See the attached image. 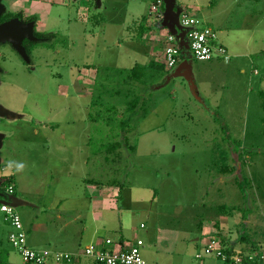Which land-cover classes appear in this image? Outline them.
Segmentation results:
<instances>
[{"label":"rangeland","instance_id":"obj_1","mask_svg":"<svg viewBox=\"0 0 264 264\" xmlns=\"http://www.w3.org/2000/svg\"><path fill=\"white\" fill-rule=\"evenodd\" d=\"M155 2L3 0V13L30 19L22 22L40 44L27 61L11 44L0 45V106L9 113L0 118L6 136L0 183L1 177L12 178L16 195L29 203L16 207L24 224L32 215L53 213L56 195L74 193L75 180L67 176H83L121 185H110L116 224L135 240L147 238L148 230L150 237L156 230L163 237L168 232L157 247L147 240L144 250L154 254L164 246L173 264H223L215 252L205 253L213 237L237 243L245 255L261 254L264 27L256 20L264 22V0H176L194 13L198 27L216 28L228 18L227 36L245 39L246 31H258L252 57L201 62L184 54L186 69L165 71L149 68L148 54L155 47L165 50L166 32L155 42L143 36V26L151 29L145 16L157 26L162 21ZM37 33L44 34L41 40ZM137 65L148 67L138 81ZM112 105L118 110L108 112ZM89 114L98 120L90 121ZM106 117H113V127ZM129 118L121 130L120 122ZM12 160L25 162L22 173L6 170ZM4 220L0 210V241L9 254L0 264H24L9 244ZM240 234L250 242L239 243Z\"/></svg>","mask_w":264,"mask_h":264},{"label":"crops","instance_id":"obj_2","mask_svg":"<svg viewBox=\"0 0 264 264\" xmlns=\"http://www.w3.org/2000/svg\"><path fill=\"white\" fill-rule=\"evenodd\" d=\"M237 2H234L231 12L236 11ZM175 7H174V14H171L172 16H175L176 11L178 10L181 13V15L183 13H189L190 15L196 18V16L193 15L194 14L193 12L191 13L188 12L187 9L184 8V6L178 4L177 2L175 4ZM246 12L248 16L252 17L251 9H249ZM161 20H162L161 23H159L157 26L155 23L151 22V17H148L147 22L151 23V29L148 28L143 36L146 35L150 36L151 37L150 41L155 42V39L159 38L163 31L166 32L167 34L169 30L166 26L163 25V21H164L163 13L161 15ZM196 20H198V18H196ZM256 21H257L256 22L257 25H262L264 27V22H260V20L258 19ZM217 26L218 27L216 28L214 26H206V27H210L213 30L217 29L218 32L217 42L219 40V44L227 50L228 56L230 54L229 60L231 59V56L238 59L253 56L254 53L250 52L251 49L250 46H252V43L254 42V35L258 31L257 27L251 28L250 30L246 31L248 33L245 34L248 35L245 39L242 38L239 39L237 37L233 38L235 35L227 36L226 31L228 30L226 29H228L230 26L228 18H226V20L223 21L221 25H217ZM262 29L259 31H262ZM262 45L263 46L262 48H260L259 51L264 52V44ZM184 54L185 55L191 54L190 50L183 51V55H182L183 57L180 59V62L175 68L179 67L182 69H186L188 67L189 60L184 59ZM148 55L150 60L149 62L159 63V64L163 63L162 61H163L164 51L163 50L160 51L158 47H155L154 49L152 48ZM191 58H193L192 55ZM217 59L224 60L223 58H217ZM179 71L181 72V69H179ZM242 71L245 74V70L243 69ZM254 74L257 75L256 70L254 71ZM90 116L91 115L89 114V120L92 121L90 119ZM0 118H5V117H0ZM0 135H2V144L0 145V151H1L6 136L2 133H0ZM62 137L65 138V136L63 135ZM0 161L2 162L1 165H3L2 159H0ZM70 177L71 176H67V179L75 180L74 186L77 189L74 190V193L71 194L70 197L63 196L60 198V196L56 195L54 197V202L56 204L53 207V209H55L54 211H52L53 213L49 215H45L44 217H39L38 215H32L33 220L28 224L27 222L26 224H24V221L22 219L24 230L27 233L28 245L32 249L38 251L50 250L52 252H66V253L78 255V258L75 261L71 263H62V264H93L91 259L82 256V254L84 253L87 247L94 245L96 243L104 242L106 240H112L114 243L120 244L123 248L128 247L134 241L135 236L133 234L128 235L130 238L128 236H125L124 235L126 234L125 230L120 225L116 224V222H118L117 217L113 216L115 212V205L109 200L112 197L110 185L116 186L118 185L117 182L113 181L111 183H108L107 186L99 182L98 180H94L83 176L77 177L75 179H72V177L70 179ZM66 185H67L66 189L72 186L70 184H66ZM13 196L17 199L19 206L28 207L29 203L26 200L20 199L16 195V193ZM119 196H120L119 198L121 199V195ZM68 199H73L76 202H78V204L74 206H63V202L68 201ZM49 207L50 206H48V208ZM4 222H5L4 224L8 226L9 228L8 234H10V232L12 231V227L5 220ZM156 227L157 226L154 225L153 227L154 230H156ZM145 228L147 227L145 226ZM146 230H148V228ZM145 234L147 238L141 237L145 245H146V241L152 238L151 241L154 245H156L155 247H157L158 243H160L162 240L166 239L169 236V233L167 232L165 237H163L162 233H157V230L156 233L154 231L152 237H150L149 230ZM111 235L115 237H111ZM154 236H156V240H154ZM171 237L173 238V236ZM145 245L142 248V255L144 260L146 261V264H173L172 256H167V257L164 256L167 255L166 251L168 250V248L166 249V247L163 246V250L158 249L154 254H152L149 250H144ZM262 248L263 250L261 254H264V247L262 246ZM161 255H163V257H161ZM0 257H3V259L9 257L8 251L5 250V248H3V244L1 241H0ZM0 263H2L1 260ZM182 263L183 261H181V264ZM48 264H56V263L50 261ZM223 264L225 263L223 262Z\"/></svg>","mask_w":264,"mask_h":264},{"label":"built area","instance_id":"obj_3","mask_svg":"<svg viewBox=\"0 0 264 264\" xmlns=\"http://www.w3.org/2000/svg\"><path fill=\"white\" fill-rule=\"evenodd\" d=\"M136 1V0H132ZM162 2L158 1L153 5V10L159 12ZM195 18L189 13H183L180 17L182 26L188 29L186 39L189 50L194 60L201 62L212 61L223 58L228 61L227 50L218 45V35L210 27H198ZM183 50L176 37L170 32L167 33V46L164 50L163 64L167 69L175 68L180 62ZM7 196H13L14 188L8 187L5 191ZM0 210L5 215V221L10 224L12 231L9 234L11 246L18 251L24 264H48L50 261L56 264L71 263L78 258V255L66 252H52L50 250H35L28 245L27 233L24 230L22 218L17 209L11 204L4 202L0 204ZM141 228H145L142 224ZM145 243L142 239L134 241L126 248L112 240L96 243L87 247L82 256L92 260L93 264H146L142 255V248ZM216 254L223 262L226 260L222 254L220 242L212 239L211 244L205 250L206 255ZM245 262L237 258L234 264H262L264 254H248L244 256ZM197 259H203L198 255Z\"/></svg>","mask_w":264,"mask_h":264},{"label":"water","instance_id":"obj_4","mask_svg":"<svg viewBox=\"0 0 264 264\" xmlns=\"http://www.w3.org/2000/svg\"><path fill=\"white\" fill-rule=\"evenodd\" d=\"M2 2L3 0H0V17L3 14ZM161 2L162 4L159 11L164 15L163 25L166 26L169 32L176 37L183 51L189 50L188 41L186 39L188 29L182 26L180 22L181 13L177 10L175 16L171 15L174 14L176 0H161ZM25 39L33 40V34L32 30L21 20L14 19L0 24V45L6 43L11 44V46L24 58L27 57L23 48V41ZM7 116H9V113L0 106V117ZM1 144L2 135H0V145ZM1 163L2 162L0 161V164ZM4 202L11 204L15 208L19 206V203L14 196H7L0 192V204Z\"/></svg>","mask_w":264,"mask_h":264},{"label":"trees","instance_id":"obj_5","mask_svg":"<svg viewBox=\"0 0 264 264\" xmlns=\"http://www.w3.org/2000/svg\"><path fill=\"white\" fill-rule=\"evenodd\" d=\"M158 1L159 0H156L155 3L157 4ZM14 19H19L21 21H22V19H25L24 21H30V19L28 17H24L22 15V13H13L11 11H6L0 17V24L9 22V21L14 20ZM145 19L148 20V17L145 16L144 21H145ZM146 30H147L146 26L145 27L143 26V33H145ZM37 36H38L39 39H42L44 34L43 33H37ZM44 43H46V42H44ZM23 45L25 47L24 50H25V53H26L27 57H30L32 52L35 50L36 46L38 45V42L34 41V40L25 39L23 41ZM182 57L183 56H181V58ZM23 59L25 61H27L26 58L23 57ZM148 66H149V68L156 69L158 71H165L166 70V66L163 63L159 64V63L151 62ZM145 68H147V67L145 66L144 69H143V68H141V67H139L137 65L134 68V71H133V73H134L133 79H135L137 81L141 80L142 76L140 77L139 73H140V71H142V72L144 71L145 72V70H146ZM138 70H139V72H138ZM263 95H264V93H263ZM137 100H134V101L129 103V105L131 107V108L129 107V109H128L129 113L132 114V113L136 112L135 108L137 106ZM107 110H108V112H112V111L114 112V110H118V109H117V107L115 105H112L111 107H108ZM106 118H107L106 121L108 123L107 125H111V127H113V117L112 118L106 117ZM90 119L92 121H97L98 120L97 117L92 116V115L90 116ZM130 122H131V118H129L128 121H126V122L122 121V122H120V126L119 127L121 128V130L124 131V129H126V127H129L128 125L126 126V123L130 124ZM118 144L120 145V143H118ZM133 148L134 147H132V149ZM226 168H228V167H226ZM10 186H12L14 188V194H15L16 191H15V187L13 186V179L12 178H8V177H1L0 187L2 188V190L6 191V189L8 187H10ZM3 193H5V192H3ZM224 213L230 216V214L227 211H225ZM239 236H240L239 240H238L239 243H249L250 242V240H248V238H247V236L245 234L244 235L240 234ZM213 239H216V238H213ZM219 242H220L222 254L226 258V260L224 261L225 264H234V262H235V260L237 258H241L243 263L245 262V258H244L245 254H244L243 251H241V250L236 248L237 243H229V242L227 243V242H225V239H222ZM256 251H260L258 245H256Z\"/></svg>","mask_w":264,"mask_h":264},{"label":"clouds","instance_id":"obj_6","mask_svg":"<svg viewBox=\"0 0 264 264\" xmlns=\"http://www.w3.org/2000/svg\"><path fill=\"white\" fill-rule=\"evenodd\" d=\"M25 167V162L12 160L8 162L6 170L12 174H18L22 173Z\"/></svg>","mask_w":264,"mask_h":264},{"label":"flooded vegetation","instance_id":"obj_7","mask_svg":"<svg viewBox=\"0 0 264 264\" xmlns=\"http://www.w3.org/2000/svg\"><path fill=\"white\" fill-rule=\"evenodd\" d=\"M43 38V37H42ZM41 40V39H40ZM38 42V44H40V41H37ZM42 43V42H41ZM0 189H2L1 187H0Z\"/></svg>","mask_w":264,"mask_h":264}]
</instances>
